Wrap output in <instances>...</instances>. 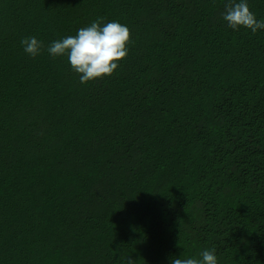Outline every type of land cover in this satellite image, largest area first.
<instances>
[{"label": "trees", "instance_id": "1", "mask_svg": "<svg viewBox=\"0 0 264 264\" xmlns=\"http://www.w3.org/2000/svg\"><path fill=\"white\" fill-rule=\"evenodd\" d=\"M224 5L0 0V264H264V29ZM98 17L134 43L82 84L46 49Z\"/></svg>", "mask_w": 264, "mask_h": 264}, {"label": "clouds", "instance_id": "2", "mask_svg": "<svg viewBox=\"0 0 264 264\" xmlns=\"http://www.w3.org/2000/svg\"><path fill=\"white\" fill-rule=\"evenodd\" d=\"M224 8L222 18L229 28L238 30L243 27L253 34L264 29V19H257L248 0H225ZM132 43L131 29L126 24L118 20L105 23L104 17H98L79 28L74 35L52 41L46 50L53 58L66 57L72 70L79 75L80 82L87 84L91 80L111 76L121 60L127 58ZM21 45L24 52L33 58L45 49L44 42L35 36L22 38ZM126 264H136V259L130 256ZM170 264H218L216 249L203 250L200 258L174 256Z\"/></svg>", "mask_w": 264, "mask_h": 264}]
</instances>
